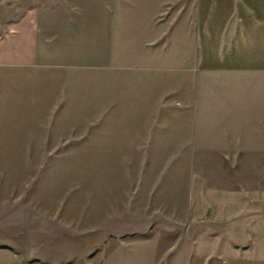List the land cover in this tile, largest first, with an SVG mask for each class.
<instances>
[{"label": "rangeland", "instance_id": "rangeland-1", "mask_svg": "<svg viewBox=\"0 0 264 264\" xmlns=\"http://www.w3.org/2000/svg\"><path fill=\"white\" fill-rule=\"evenodd\" d=\"M263 4L0 0V34L35 5L53 46L67 19H111L116 56L154 67L161 107L173 86L177 105L193 102L179 95L195 82L208 114L201 153H90L79 92L70 114L56 112L64 75L0 66V264H264V42L247 32Z\"/></svg>", "mask_w": 264, "mask_h": 264}, {"label": "crops", "instance_id": "crops-1", "mask_svg": "<svg viewBox=\"0 0 264 264\" xmlns=\"http://www.w3.org/2000/svg\"><path fill=\"white\" fill-rule=\"evenodd\" d=\"M256 7L264 10V4L263 7ZM41 10L39 6H30L0 34V66L36 67L64 75L56 83V95L61 98L65 95L61 106L56 98V112L59 115L64 113L65 116L70 114L72 107L77 104L76 92H79L81 106L77 112L87 110L88 114L84 120L88 152L151 154L158 152L155 149L157 145L166 148L177 144L183 148L189 146L190 153L203 151L207 143L202 142L201 131L208 114L201 101L195 100V82L179 95V98H182V94L193 95V102L177 105L173 86L169 88L167 105L161 107L163 88L153 74L154 67L150 64L145 66L142 60L138 62L134 57L129 60L126 54L116 56L117 50L113 48L112 41L117 35L110 32L111 19L81 18L77 27L72 23L73 20L67 19L62 34L53 46L38 34L37 20ZM94 21L101 28L91 29L89 26ZM254 21L248 24L247 32L252 36L248 37V41L264 42V23L260 25L256 17ZM76 73L86 75V79L79 81L78 86L67 77ZM262 94L257 95L254 107L264 106ZM76 128L72 125L68 130L74 132ZM64 138H71L70 134ZM203 139L206 140V137ZM124 182L123 186L127 187V176ZM124 196H128L126 190ZM249 233L250 230L247 231ZM204 259L206 261L197 264H206L208 258Z\"/></svg>", "mask_w": 264, "mask_h": 264}]
</instances>
